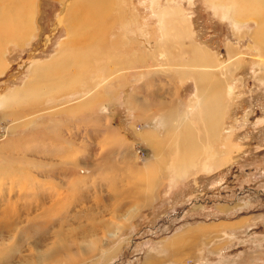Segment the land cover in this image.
Wrapping results in <instances>:
<instances>
[{"label":"rangeland","instance_id":"obj_1","mask_svg":"<svg viewBox=\"0 0 264 264\" xmlns=\"http://www.w3.org/2000/svg\"><path fill=\"white\" fill-rule=\"evenodd\" d=\"M235 1L108 0L109 12L100 13L99 17L107 27L86 33L87 40L83 34L78 38H81L78 50L83 63L73 71L65 67L63 74L41 77L36 74L37 68L51 64L52 71L58 51L64 49L61 44L68 40L67 22L64 24L63 17L59 22L60 15L68 14V7L82 15L86 0H28L32 11L31 33L22 42L0 40V254L4 255L3 261L12 262L19 251L28 253V241L44 246V239L38 236L44 237L39 230L45 220L49 221V228H45L49 230L64 215L67 219L82 211L77 208L62 214L54 210L42 222L38 217L28 221L26 208L14 201L19 191L66 192V187L55 185L54 177L64 167L74 170L71 157L80 158L77 150L81 149L94 152L97 162L96 166L81 156L83 162L77 164V175L84 177L88 173L83 166L86 161L94 166L95 174L84 180L81 188L93 200L99 193L108 197L110 187L127 184L133 170L141 169L144 160L154 157L151 143L141 136L144 129L163 134L158 117L153 115L165 103L170 106V101L174 103L173 109L184 111L197 96L191 74L207 72L211 74L209 79L221 83L218 86L224 87L225 95L222 122L213 147L216 156H199L179 177L160 172L147 191L149 198L145 204L132 201L124 204L115 218L105 215L107 233L121 226V222L125 227L115 236L109 259L102 256V248L99 255L83 264H143L150 255L156 258V264H264V59H259L251 36L256 23L251 17L235 19L238 11ZM0 3L2 13L6 0ZM91 13L87 14L89 19ZM180 32L184 34L175 35ZM165 43L171 54H178V59L168 65H177L179 72L190 73L189 76L179 78L174 71L169 72L175 66L162 65L158 52L165 53ZM199 47L213 54L223 70L215 72L201 63L181 60L185 50ZM124 56L127 69H131L120 70L117 66V74L105 78L107 62L120 61ZM70 82H74L72 92L67 90ZM52 87H59L60 93ZM26 88L29 91L24 93ZM97 92L103 98L93 99L86 106ZM17 94V101L4 103ZM132 96L144 102L141 107L135 101L129 102ZM115 133L122 145L111 141L113 138L117 141ZM57 136L64 144L70 142L71 149L56 147L50 155L48 145ZM108 143L114 146L111 148ZM6 163L9 169L5 168ZM64 180L59 176V181ZM8 189L10 204L14 203V211L7 214L10 223L2 219L8 207L2 194L5 196ZM76 190H71V194ZM127 213L129 218L123 220L121 215ZM83 224L88 223L83 220ZM65 227L72 229L73 224ZM185 233V239H177ZM85 240L88 242L89 236ZM183 245H186L185 253L181 251ZM173 251L179 257L173 256Z\"/></svg>","mask_w":264,"mask_h":264},{"label":"bare ground","instance_id":"obj_2","mask_svg":"<svg viewBox=\"0 0 264 264\" xmlns=\"http://www.w3.org/2000/svg\"><path fill=\"white\" fill-rule=\"evenodd\" d=\"M235 3H237L236 9H238L237 18H235L237 21L238 19L241 20L244 17H251L255 21L256 28L251 33V36L253 37V41L258 48V52L260 54L259 59H264V0H236ZM5 4H7L8 6L6 5L5 7H3L4 9L2 10V13H0V40L5 42L7 40L8 41L15 40L16 42H22L31 33L30 17L32 15V11L30 4L28 0H6ZM12 4H13V8L11 6ZM107 8H111L108 4V0L106 2L105 0H89V1L86 0V7L85 9L83 8L85 12L81 8L82 15H77L75 14V11H70L71 9L69 7H68L69 9L68 14L62 12L59 18V22H61L62 17L64 20V24L67 22L66 24L68 30L67 32H69L68 40L64 42V44H61V47H64V49L62 48V51L61 50L58 51V56L55 57V60L53 62L52 71L50 69V65H51L50 64L49 66H46V68H44V66L40 67L39 69L37 68L36 70L37 72L35 71L36 74L38 73L39 76H41L42 74L45 75L49 74L46 76L51 77V75L54 74L59 75L65 73L67 68L69 69L71 68V70L73 71V68L80 66L83 62H80L81 58L79 57L80 56L79 52L81 53V50L79 51L78 48L80 47L79 42H81L80 41L81 38L80 39L78 38L80 34H83L84 37L85 34L87 33L88 35L90 31L92 33L93 31L98 32L103 27L105 28L107 27L105 26L106 22L104 21L105 23H102L103 21L99 19L100 13L104 15V13L109 12ZM78 12L80 11L78 10L77 13ZM87 12L88 13L92 12L91 18L93 20L87 17L88 14ZM106 18L108 19V14ZM101 19H102V15H101ZM104 32L106 33V31ZM183 34H184L183 32H180V34L175 33V35L177 36L178 35L181 36ZM84 39L87 40L88 37H84ZM164 46L166 48L165 53L160 52V50L158 52V56L161 62H163L162 65L175 66V69L172 68V70H169V72L174 71L173 73L177 74L179 78H184L189 76L190 73L179 72L177 70L178 69L177 65L175 64L168 65V62H172L173 60L178 59L177 58L178 54H173V53L171 54L167 43H165ZM189 47H192V45ZM183 57H184L183 59L180 58L182 61H186L189 63H193V62L201 63L206 67H211L215 69V72H220L221 70H223L221 64H219L216 58H214L215 56L209 53L208 50H203L201 48L196 50L195 49L185 50L183 53ZM121 58L122 59L120 61L119 60L116 61V59H113L115 61L107 62V65L108 64L109 65H108V70L105 71L106 74H104L105 78L117 74V69H118V68L116 69L117 66H119L120 70L123 69L128 71L129 69H131V68L127 69L128 61L126 57L124 56ZM65 67L67 68L65 69ZM191 76L195 80V90L197 92V96L192 99V101L188 104V106L184 109V111H180L181 113H179L178 110L173 109L174 103H172L173 101L172 102L170 101L171 104L170 106L168 103H165L166 105L164 104L163 108L153 115L155 117H158L159 125L163 129V134L160 135L157 131H155L156 132L155 133V132H151L150 130L144 129V133H142L143 132L142 131L141 136H143L144 141H147L149 144L151 143L150 146H152L154 157L150 160H144L143 167L141 169H134L132 175L130 177L128 176L127 178L128 181L127 184L114 185L115 187H110L109 192L107 193L108 197L105 198L104 195L99 193L95 195L93 200L92 197L90 198L87 196L88 194L87 191L81 188V185L84 180H90L91 179L90 177H95V174L92 173L93 170L92 167L94 166H91V164L88 163V161L84 162L83 164L84 168L88 169V173L85 174L84 177H80L79 174L77 175L76 173L77 164L79 163L80 165V163L83 162L80 159L81 156L86 157L87 160L90 159L92 163H94L97 166L96 164L97 162H95L96 158L93 157L94 152L92 151L88 152L87 150L82 151L81 149L77 150V152H79L80 158L78 157V155L77 156L73 155V157H71L72 158L71 162H74L71 163V165L72 166L75 165L73 166L74 170L70 171L64 167L61 169V171H59V174L56 177H54V179H56L57 181L55 185H57L58 187H66L67 189L66 192L51 193L46 189L38 190V191L23 189L24 191L21 192L19 191L16 195L17 199L14 201L16 205H19L22 208H26L27 213L25 214L28 221L29 220L32 221L34 217H38L40 219V222H42V220L45 217H48L54 210L59 211L62 214H66V213L69 214L71 210L77 208L82 209V211H80L78 215L68 216L67 219H64L66 217L64 215L63 217L64 220L62 219L60 221H57L58 223L57 226L49 230H46L47 227L49 228V223H48L49 221L45 220L44 224L41 223L40 225L42 229L40 230L38 229L39 231H41L39 234H42L44 237H47L45 239L44 237L38 236V238L44 239L43 240L45 242L44 246H38L37 244L28 241L27 244L28 253H26L25 250L24 252L19 251V255L15 256L12 262L5 260L3 261L4 255L0 254V257H2V259H0V262L3 261L2 264H83L86 260L99 255L98 251L102 248H104V254L102 256H106L105 259H109L114 251V245L116 243L115 236L118 235L120 231H122L123 227H125V223L121 222V226L117 225L115 226L113 232L107 233L106 229L108 227L107 226L108 219L105 218V215H109L115 218V216L118 215V212L123 207V205L126 203L130 204L132 201H134L133 203L135 202L140 203L141 206L145 204L149 198L147 197V191L151 189L156 176L159 175L160 172L166 171L171 176L179 177L187 170L188 166H192L195 163V161L199 158V156L202 155L207 156L208 154L210 158H214L216 155L213 147L215 143V138L219 133V128L222 122L223 104H225V102L223 103V99L225 95L223 94V90H222L224 89V87L218 86L221 84L220 82L218 84V81H212L211 79H209L211 77V74L207 72L192 73ZM120 78H124V76ZM73 79L75 80V78ZM72 83L74 82H70L67 85V90H69V92H72L71 91ZM52 88L56 92L60 93L61 91L59 87L58 89L54 87ZM27 91H29L28 88L24 89V93H26ZM18 96L19 94L15 95L13 99L10 98L7 102L4 103L8 104V102H13V100L17 101ZM132 97L130 98L129 102L135 101V103H137V106L141 107L144 102L142 100H139L137 97L134 96ZM102 98H103V94H101L100 92L94 93L91 101L86 106L90 105V103L93 102V99L101 100ZM84 102H86L85 99ZM85 104L86 103H84V105ZM86 118L89 119L88 117ZM104 131L106 130L104 129ZM106 133L107 132H105V134ZM115 134L117 137V141L114 138L113 140L111 139V141L115 143V145H117L118 143L122 145L123 141L118 139L117 133ZM67 140L70 141L71 139L67 138ZM61 141L63 140H61L57 136L55 142L50 143L51 145H48V150L50 152V155L51 153L53 155L55 151L54 149H56V147L58 148V150L63 149L65 151L67 150L69 151L71 149V147L69 146L70 142L68 144V142L66 141L67 143H65L66 144L65 145L64 142ZM107 145L110 146L111 148L112 146H114L111 143L110 144L108 143ZM52 147L53 149H51ZM23 156L26 155L23 154ZM98 160L100 159L98 158ZM52 161L54 160L52 159ZM28 163L29 162L25 164ZM52 163H58V162H52ZM215 163L216 161H214L212 164ZM6 165L7 166L5 168L9 169V164L6 163ZM116 175L118 176V174ZM59 176H63L65 180L59 181ZM6 178H9V176L7 175ZM11 182H13V179ZM74 189L77 190L75 192H72L73 194H71V190ZM5 193H6L5 196H3L2 194V198L5 197V205L8 207L4 210L5 215L2 218L3 222L4 220L9 218L8 217L9 215L7 216V214H10L8 213V211L9 210L14 211V209H12L14 203L10 204L11 190L8 189ZM99 209H102L101 211L102 213L98 212ZM36 211H40V214L36 213ZM129 216H130L129 213L121 215L123 220L128 219ZM21 220L22 219H20V222ZM83 220L85 223H88L86 226H83L84 225ZM11 221L12 220L8 219L6 223H10ZM64 224L68 226L73 224V228L72 229L66 228L65 227L66 225ZM34 228L37 227L34 226ZM25 233L28 232L25 231ZM86 236H89L88 242L85 240ZM185 236L186 233L180 234L178 237L180 239H183L185 238ZM52 239H54L53 242ZM182 252L185 253L184 251ZM155 259L156 258L154 256L150 255L144 260L143 264H156Z\"/></svg>","mask_w":264,"mask_h":264},{"label":"crops","instance_id":"obj_3","mask_svg":"<svg viewBox=\"0 0 264 264\" xmlns=\"http://www.w3.org/2000/svg\"><path fill=\"white\" fill-rule=\"evenodd\" d=\"M177 239H178V240H183V239H185V238L180 239V238L178 237ZM181 251H187V249H186V245H183V246H182ZM173 256H177V257H179V255L176 254L175 252H173ZM173 259H175V260H180L181 258L173 257Z\"/></svg>","mask_w":264,"mask_h":264}]
</instances>
